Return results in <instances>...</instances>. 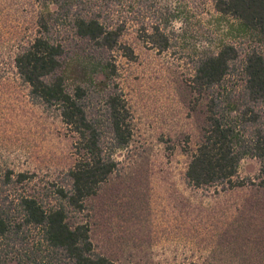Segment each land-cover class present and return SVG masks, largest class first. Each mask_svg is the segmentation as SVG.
<instances>
[{"label":"trees","instance_id":"obj_1","mask_svg":"<svg viewBox=\"0 0 264 264\" xmlns=\"http://www.w3.org/2000/svg\"><path fill=\"white\" fill-rule=\"evenodd\" d=\"M39 1L44 9L37 32L18 39L13 64L32 98L54 109L70 132L74 164L65 184L32 191L26 187L32 176L6 173L0 182V264H135L98 253L89 224L77 217L116 173V154L133 137L127 100L110 88L118 69L108 54L122 47L126 57H135L120 42L130 12L150 20L138 26L146 46L172 50L192 31V0ZM210 1L220 18L236 23L222 28L218 21L204 45L187 54L193 107H203L205 122L199 142L186 152V177L196 188L250 185L264 193V0ZM50 4L57 5L58 22L68 21L78 42L53 35ZM81 41L89 45L88 59L76 65ZM96 94H102V111L94 108ZM246 158L260 162L248 184L237 182ZM5 188H15L16 195H4Z\"/></svg>","mask_w":264,"mask_h":264},{"label":"rangeland","instance_id":"obj_2","mask_svg":"<svg viewBox=\"0 0 264 264\" xmlns=\"http://www.w3.org/2000/svg\"><path fill=\"white\" fill-rule=\"evenodd\" d=\"M43 9L39 0H0V182L8 171L25 173L32 176L30 191L65 184L74 164L70 132L54 109L32 98L13 64L18 39L36 34ZM49 10L56 21L53 35L78 42L70 23L58 22L57 5ZM188 11L192 31L164 53L139 38V22L150 20L127 14L120 42L135 57H126L122 47L108 55L118 69L110 88L127 100L133 137L116 154V173L77 217L89 224L96 251L119 263L264 264V193L250 185L196 188L186 177V152L199 142L205 122L203 107H193L187 54L204 45L218 21L222 28L236 23L220 18L210 0H192ZM88 48L80 42L76 65L88 59ZM96 95L93 106L102 111V94ZM259 169L257 159H244L237 182L248 184ZM4 191L10 197L17 193Z\"/></svg>","mask_w":264,"mask_h":264}]
</instances>
